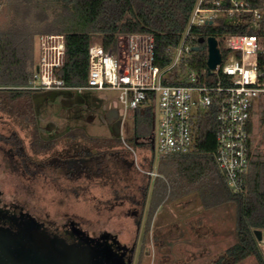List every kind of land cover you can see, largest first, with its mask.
<instances>
[{
  "label": "trees",
  "instance_id": "16d2710c",
  "mask_svg": "<svg viewBox=\"0 0 264 264\" xmlns=\"http://www.w3.org/2000/svg\"><path fill=\"white\" fill-rule=\"evenodd\" d=\"M196 1L2 0L0 12H5V17L4 20H0V112L14 117V121L28 132L35 155L46 154L55 146L56 141L41 138L35 115L33 91L24 88L35 72L36 36L42 34L65 36V64L58 72L59 77L67 86H84L87 84L88 52L93 41H98L109 51L115 49L121 35L151 33L155 37V64L160 68L169 65L171 55L168 49L179 43ZM249 1L254 7L264 6V0ZM194 32L199 35L194 43L198 44L200 49L194 53L192 66L202 71L207 67L208 54L207 44L199 43V38L247 34L252 30L247 25H232L221 21L219 25L195 28ZM206 82L217 84L218 80L211 78ZM169 83L182 82L172 78ZM217 110L218 104L214 103L206 113L199 115L194 126L195 147L191 153L166 155L159 160L157 170L163 177L155 178L157 181L152 191L150 183L145 180L146 177L147 179L150 177L144 174L139 193L141 210L144 212L147 204H150L149 198L155 195L158 202L150 204V219L162 199L168 195L175 197L172 188L175 181L170 179V176L173 167L176 166L178 177L176 182L179 184L177 188L182 189L187 184L200 189L206 207L230 203L235 206L237 241L221 254L214 264H236L249 256H254L259 264H264V254L255 235V230H264V157L252 147L255 108L251 111L248 128L249 167L245 187L240 192H233L229 188L226 177L216 161ZM142 111L149 116L145 121V129L141 131L139 123L143 122ZM135 120V137L138 141L135 142L132 138L134 142L129 144L137 150L136 145L147 142L144 139L151 134L152 110H138L135 113ZM14 133L11 137V151L21 158L22 167L27 170L23 148L26 153L28 151L16 128ZM75 136L74 133H69L66 138L75 139ZM94 141L100 144L99 140ZM116 143L119 141L114 140L113 144ZM142 160L145 167L152 169L153 152L150 156L145 155ZM109 165L104 167L101 175L110 170ZM87 170V167L82 170L67 167L65 176L73 180L76 172H83L86 175ZM33 171L34 168L30 167V172ZM98 173L96 176H101Z\"/></svg>",
  "mask_w": 264,
  "mask_h": 264
},
{
  "label": "built area",
  "instance_id": "2783aa9c",
  "mask_svg": "<svg viewBox=\"0 0 264 264\" xmlns=\"http://www.w3.org/2000/svg\"><path fill=\"white\" fill-rule=\"evenodd\" d=\"M221 21L247 25L252 32L216 37L221 62L211 73L208 65L198 71L192 66L197 52L193 48L198 45L194 40L199 37L194 29ZM38 41V69L35 67L25 89L113 91L125 115L152 110V169L141 164L137 150L123 139L137 169L152 179L159 176L157 162L161 158L194 150L195 123L217 103L216 161L229 188L233 192L244 189L251 111L264 99V6L254 7L249 0H197L179 43L168 49L171 62L165 68L155 64V37L151 33L121 35L115 49L109 51L93 41L88 52L87 84L79 87L67 86L58 74L65 64V36L42 34ZM172 78L182 83H169ZM211 78L217 79V84L206 82Z\"/></svg>",
  "mask_w": 264,
  "mask_h": 264
},
{
  "label": "rangeland",
  "instance_id": "374dc122",
  "mask_svg": "<svg viewBox=\"0 0 264 264\" xmlns=\"http://www.w3.org/2000/svg\"><path fill=\"white\" fill-rule=\"evenodd\" d=\"M4 13L0 12V20H4ZM38 38L39 36L35 38L36 64L38 61ZM102 96L109 101L112 100L114 104H118L115 92L105 91ZM148 116L145 111L141 112L143 122L140 121L139 130L145 129V121ZM49 121L61 123L57 117L49 113L40 117V122L43 125ZM253 122L252 147L264 157L263 103L255 107ZM135 123V117L129 115L123 128L122 137L118 139L119 144L123 145V139L128 143L134 142L132 138L135 132ZM7 124L13 125L14 129L18 130L28 153L31 157L38 159L48 157V155L52 157L55 151H61L67 144L65 141H69L66 136L58 138L50 151L37 156L32 151L31 136L28 132L14 121V117L0 112V131L6 132ZM78 132H74V134L78 135V141L86 144L84 145L87 146L86 148H99V145L106 144V141L113 142L114 140L112 138L106 140L107 135L104 134L107 132L106 128L95 127L91 129V134L87 135ZM44 133L45 137L46 135L49 137L46 134L47 131ZM94 140H99L100 144ZM136 146L140 158L152 155V144L142 142ZM52 151L54 152L52 153ZM0 162L1 165L3 164L0 166V186L5 188L6 199L22 198L34 215L41 219L56 222L60 226L65 225L69 219L77 220L95 232L106 231L120 234V239L123 241L132 240L137 230L140 229L136 264H214V261L237 241L236 209L231 203L204 208L198 200L192 199L189 202V198H186L175 202L173 201L175 197L168 195L156 206L152 218L149 219L150 204L158 202L156 201L158 198L152 195L149 198L150 204L147 202L144 209L143 222L138 227L135 219L129 216L131 212L128 209L132 207L130 199L139 201V193L136 190L142 184L145 175L135 167L132 171L124 172L123 169L115 168L114 162H110V170L101 176L102 179L96 178L92 182H83L86 188L76 192L72 189L73 186H76L75 182L69 181L64 174L57 170H54V173H45L37 180H28L21 173L14 172L12 174L8 160H4L1 156ZM157 177L163 176L159 174ZM170 179L175 181L172 188L176 189L179 186L176 182L178 180L176 166L172 169ZM145 180L150 183L152 191L157 179H147L146 177ZM23 185L24 191L21 187ZM28 186H31L30 191H25ZM117 202H125V204L118 207L116 206ZM175 221L180 226H174ZM262 233L263 238L259 243L264 254V230ZM113 258L111 256V259ZM236 264L259 263L254 256H249Z\"/></svg>",
  "mask_w": 264,
  "mask_h": 264
},
{
  "label": "flooded vegetation",
  "instance_id": "af4514ba",
  "mask_svg": "<svg viewBox=\"0 0 264 264\" xmlns=\"http://www.w3.org/2000/svg\"><path fill=\"white\" fill-rule=\"evenodd\" d=\"M33 98L37 102L36 105L34 104V108L39 134L46 141H57L58 138H62L60 133L63 127L52 121L43 125L40 122V117L49 113L54 117L62 118L65 115V110L68 112L69 119L91 121L99 126L103 124L109 126L111 133H114L112 138L115 141L123 133V115L119 105L114 104L112 100H107L94 90L87 89L81 92L40 91L34 92ZM7 125L6 132L0 131V156L4 160H8L12 174L14 172L21 173L28 180H37L45 173H54V170L65 175L67 167L80 170L87 167L86 175L83 172H76L73 180L68 179L75 182L76 186H73L72 189L77 192L79 189L86 188L83 182H92L96 178L102 179L103 169L110 162H114L115 168L123 169L124 172L132 171L134 167L137 168L130 153L125 148L118 147L117 143L114 151H109L111 149L108 147L86 148L84 145H80L75 137V139L65 141L67 144L61 151L58 150L59 153L52 151V153L54 152L52 157L51 155L39 159L31 157L23 148L24 159L27 161L28 167L25 170L22 167L21 158L11 151V137L15 133L13 125ZM117 126L120 127L118 135L116 134ZM44 131H47L46 134L49 137L47 135L45 137ZM151 134L146 137V141L150 144L153 143ZM133 139L135 142L138 141L135 132ZM2 165L0 162V166ZM30 167L34 168L33 172H30ZM97 173L101 176H96ZM22 180L24 179L22 178ZM21 187L24 191V185ZM140 188L141 185L137 188V193H140ZM26 189L25 191H30L31 186ZM5 192L4 186H0V264H88V262L97 264L98 258L94 256L92 261L90 255L95 253L100 243L107 246L118 264H136L140 229L137 230L132 240L123 241L120 239V234L106 231L95 232L82 222L73 219H69L65 225L60 226L56 222H49L35 216L22 198L7 200ZM130 201L132 207L128 209L131 212L129 216L133 217L136 225L140 227L144 216L140 201L134 199H130ZM124 204L125 202H117L116 206L121 207ZM74 251L81 252V257L71 260L66 254H73ZM86 257L90 260H84Z\"/></svg>",
  "mask_w": 264,
  "mask_h": 264
},
{
  "label": "crops",
  "instance_id": "0c3cea01",
  "mask_svg": "<svg viewBox=\"0 0 264 264\" xmlns=\"http://www.w3.org/2000/svg\"><path fill=\"white\" fill-rule=\"evenodd\" d=\"M39 42V41H38ZM38 55H39V43H38ZM97 92V91H96ZM33 93H34V91H33ZM98 94H100V95H102V93L103 92H97ZM34 100H36L35 98H33V102H34ZM117 100V99H116ZM118 102V101H117ZM262 102H263V104H264V99L262 100ZM35 104V103H34ZM118 104H119V102H118ZM118 104H116V105H118ZM260 104V103H259ZM258 104V105H259ZM257 106V105H256ZM255 106V107H256ZM119 109H120V111H121V113L123 112V110H122V108H121V106L119 105ZM64 114L65 115H63V117L62 118H59L58 116H57V118L60 120L59 122H61V123H59L60 124V126L61 127H63V129H62V131H61V136L63 137H65V136H67L69 133H74V132H78L77 130H79V132L81 133H85L86 135L87 134H91L90 132H91V129H94L95 127H100V128H106L107 129V132L105 133L104 132V134L105 135H107V137H106V140H108V139H110V138H112L113 137V134L114 133H111V130H110V127L109 126H107V125H102V126H99L98 124H95V123H92L91 121L90 122H85V121H78V120H75V119H69V117L67 116L68 115V112L65 110L64 111ZM58 115V114H57ZM123 116H122V118H123V128L125 127V123H126V121H127V119H128V116L129 115H131L132 117L134 116L135 117V113H129V114H124V112H123V114H122ZM67 123V124H66ZM57 124V123H56ZM59 124H57V125H59ZM76 128H77V130H76ZM72 129V130H71ZM78 132V133H79ZM93 136V135H92ZM116 136V135H115ZM76 138H77V140H79L78 138V135H76L75 136ZM121 137H122V135H121ZM113 139V138H112ZM142 140V139H141ZM79 142V144L80 145H86V144H84V143H82V141H78ZM118 144V147H122V148H125V146H124V144L123 145H121V144H119V143H117ZM116 144H113V142L112 141H106V144H102V145H99V148H106V147H108V148H110V149H115L116 148ZM85 147H87V146H85ZM114 151V150H113ZM150 156V155H149ZM143 157H141L140 158V160H141V164L144 166V164H143ZM159 162V161H158ZM158 162H157V165H158ZM145 167V166H144ZM185 187H183L182 189H179V188H177L176 187V189L175 188H173V193H175V198L173 199V201H175V202H177V201H179V200H182V199H186V198H189V202L193 199V200H198V201H200L199 203L205 208L206 206H205V204H204V198L202 197V192L200 191V189H196L195 188V186H192V185H187V184H185L184 185ZM181 192V193H180ZM177 194V195H176ZM174 226H180V225H178L179 223L177 222V221H175L174 223ZM162 227H164V225H162ZM167 245H168V243H167ZM140 263V262H139Z\"/></svg>",
  "mask_w": 264,
  "mask_h": 264
},
{
  "label": "water",
  "instance_id": "95a60500",
  "mask_svg": "<svg viewBox=\"0 0 264 264\" xmlns=\"http://www.w3.org/2000/svg\"><path fill=\"white\" fill-rule=\"evenodd\" d=\"M199 43H206L207 44V49H208V59H207V65H208V71L209 73L212 72V70H214L217 66V64H219L222 60V55L220 52V49L218 47V40L216 39V37L214 36H210L208 38H199L198 40ZM194 51H198L200 49L199 45L194 46ZM38 69V67H36V70ZM34 103L36 105V100H34ZM120 127L117 126L116 129V134L118 135L120 132ZM151 136H153V133L151 134ZM255 235L257 240L260 242L262 241L263 238V233L262 230L257 229L255 230ZM66 256L69 257V259H73V258H79L81 257V252H75L73 254H66ZM94 256L97 257V261H99L97 264H118L115 261V258L111 259V253L108 250L107 246L104 245L103 243L98 244L95 253H92L90 255L91 260L93 261ZM84 260H90V258H84ZM95 261V260H94ZM88 264H96V262H88Z\"/></svg>",
  "mask_w": 264,
  "mask_h": 264
}]
</instances>
